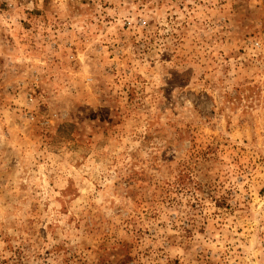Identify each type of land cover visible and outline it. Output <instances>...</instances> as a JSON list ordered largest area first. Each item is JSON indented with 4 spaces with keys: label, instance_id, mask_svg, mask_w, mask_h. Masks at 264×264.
Listing matches in <instances>:
<instances>
[{
    "label": "rangeland",
    "instance_id": "rangeland-1",
    "mask_svg": "<svg viewBox=\"0 0 264 264\" xmlns=\"http://www.w3.org/2000/svg\"><path fill=\"white\" fill-rule=\"evenodd\" d=\"M0 264H264V0H0Z\"/></svg>",
    "mask_w": 264,
    "mask_h": 264
}]
</instances>
